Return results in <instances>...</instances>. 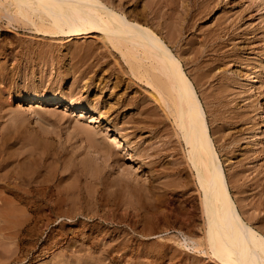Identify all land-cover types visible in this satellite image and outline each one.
Returning a JSON list of instances; mask_svg holds the SVG:
<instances>
[{"label": "bare ground", "instance_id": "6f19581e", "mask_svg": "<svg viewBox=\"0 0 264 264\" xmlns=\"http://www.w3.org/2000/svg\"><path fill=\"white\" fill-rule=\"evenodd\" d=\"M253 1H254L253 6L255 8V11L260 12L258 17L261 20L259 22L260 24H259L258 28L262 29L261 35L264 36V14H261V11L264 10V0H253ZM190 2H191V0H0V27L5 28L7 32H14V31H16L15 30L16 28H18V29L23 28V29L30 31V33L32 35L34 34V35L38 36L39 38H41V37L44 38V41H45V39L52 41L51 43L50 42L48 44L46 43L43 46L38 45L37 46L38 48H35L36 46L34 45L35 47H33L32 42H28V43L26 42V44L21 43V45H20L17 42L12 44L13 40H11L12 42H10V43L13 46L15 44L16 45L18 44V47H20V55L22 54L21 56H24L23 58H25V60H27L28 62L35 61L36 59L33 60L34 58H37V60L38 59L43 60L42 61L43 66L45 68V65H48L49 62H51L50 59L53 58L54 54H57L56 53L57 51L55 52L56 49L59 52H61L60 48L65 45V46H67L66 51L68 53L74 55L73 54V51H75L74 48H77V45H75L76 42L79 43L81 41H85L84 46L88 47V46H90L91 42L87 41V40L92 39L94 37H97V35H99V38L96 40L100 39L101 45H103L106 49H109L110 52L112 51L111 47L116 49V51L118 50L120 52L118 54H120L121 57H123L125 59V62L130 63V64H128L129 65L128 68L131 71L128 72V73H130V75L127 78V83H128L127 88L134 85V84L143 83L144 89L148 94V96L146 95L147 96L146 98L148 99V101L145 98H139L138 100H134L131 102L129 101V99H128V101H125V102L124 101L122 102V100H121V103H123V105H129V106L133 105V106H136L137 109L142 108V110H145V113H146L144 116L140 115L141 117H138L139 115L137 117H134L136 115L132 116L133 115L132 114L131 115L132 119L130 118V120H125L126 118L125 119L123 118L124 120L121 119L122 122H120L121 120L120 121L116 120L115 115H114L115 118H109V116H106V115L104 116V112H102L101 109L96 108V106L91 107L92 105L94 106V104H92L91 106H88L84 102L82 103V102L77 101V99H74V98L71 99V98L66 97L65 95H67V94L63 93L65 90L63 92H60L59 94H56V95L53 92L55 96H47V94L43 93V91L39 92L38 90H36L37 88L35 89V87H33L35 90H33V92L27 96L24 94H21L22 91H21V93H16V94L13 93V95H14L13 100L26 102V104H37L38 103V104H41V105L46 106V107H53V106L62 107L63 111L66 113H72V114L78 113V114H80L81 117L88 116L87 117L89 120L88 124L82 123V122H80V120H76L75 122H72V124L70 125V128L72 129V131L74 133V136L76 138H79L78 141H80L79 143L76 142L75 147L81 148V143H84V141H85L88 149H92V151H93V153L91 155L95 159L101 160V161L107 162V163L110 161L115 163V164L120 162L121 154H123L124 161L135 163L137 166V169H140L141 165L142 166L144 165V163L142 161L139 162L138 159L142 156H145V151H148V150L141 149V150L135 151L137 144H139V143L135 142L134 136H132V134L134 132L136 133V131H138V132L140 131L139 127L141 126L140 125L141 122H145V123L148 122V124L151 123L152 125H153V122H155L154 126H156V123L160 122V121H156V119L159 120L158 117L160 118V120H161V117L167 118V119L172 117L171 119L174 120V123L176 124V127L179 130L180 134H182V136H183L182 139L186 144L187 150H185V151L187 153V156H186V154H185V156L188 157L190 160V164L192 167L191 169L195 170L194 171L195 176H192V177L196 178L195 180L197 181V184H198L197 188L199 189V192H200V198L198 200L199 201L198 206L195 205V203L193 205L190 203L192 206L189 207L188 209H185L186 210L185 214H182L178 211L179 213L177 215H175L176 212H173V213H175L174 219H173V222L175 223L174 229L176 227L177 232L182 235L183 240L178 239V238H174V237H169L168 239L167 238L162 239L160 237V239L167 240L166 242H168V241H170L171 243L173 242V244H177L176 246H178L180 244L183 248L186 247L188 251H191V254H190L191 259L189 258V260H186L185 264H264V234L260 230H258L256 227L249 224L243 218V216H242V214L238 208L237 202L235 201V199L232 196V193H231L230 188H229L227 176L225 173L224 163H223V161H222V159H221V157L217 151L215 140L213 138L215 136V133L217 130L215 128L210 129L209 122H208L207 116H206L207 112H206L204 105H203L201 99L199 98L197 90H196L195 84H198V82H197L198 80L196 81L197 83H194V77H192L193 75L192 76L189 75L191 73L187 72V70L185 69V65L182 63L180 57L169 46L171 40L175 41V39L185 38V43H186V47H187V49L185 48L186 51L188 52V54H192V56H194V61H197L196 62L197 66L201 69H204L203 72L200 74L201 75L200 78L202 77L205 79L206 82L211 83V79L215 78V73H216L215 71L217 70V68L219 70V67L221 68V65H224L227 67L228 64L230 62H232V60H236L235 58H238L237 56L239 54L237 52H234V49L233 50L231 49V51H227L226 48L229 47L228 46L229 43H227V42L233 43L235 45V41H237L239 38L236 40V38L233 35H231V37L229 36L230 41H223L224 36L229 35V34H227L228 29L225 31L226 27L221 23V24H218V26L216 27L217 29L214 31L209 29L210 32L208 33V32H206L207 30L206 31L204 30L205 31L204 33L211 34L213 36L212 38L211 37L208 38L207 37L208 34L207 35L205 34L206 37L205 38L203 37L204 39L199 40V34L202 33V31H203V25L201 24V21L203 18L206 17V15L204 17L205 8L208 7V4L210 2L205 1L203 5H201V2L197 4L198 1H193V3H192L193 5L189 4ZM209 8H210V6H209ZM14 33H16V32H14ZM204 33H202V36ZM190 34H191V36H189ZM28 36L30 37V35H28ZM202 36H201V38H202ZM244 36H246V35H244ZM8 41L9 40H7V42ZM35 42H37V41H35ZM263 43H264V38H263ZM57 44H62V46H60V45L58 46ZM7 45H8V43H7ZM79 45H80V43H79ZM101 45H98V46L103 47ZM208 45L212 47L209 50L207 49V47H209ZM5 47H6L5 45L0 46V56H2L1 59L3 58ZM8 48L9 47H7V49ZM105 48H103V51ZM91 49L93 50V48H91ZM98 51L99 50H97V52ZM67 52L66 53L61 52L62 53L61 55L66 56V55H68ZM89 52H90V50H89ZM15 56H16V54H15ZM78 56L80 57V55H78ZM262 56H264V53ZM7 57H9V55ZM57 57H58V54H57ZM68 57L70 58L69 60L71 61V56H68ZM100 57H101V55H100ZM3 59H7V58L5 57ZM11 59L16 60L15 58H11ZM96 59H97V57H96ZM240 60H241L240 62L242 64H245V66L250 65L249 60L247 58H241L240 57ZM73 61L74 60H72V63H73ZM80 61L78 63H80ZM0 62L2 65L7 63V62H4V64H3L2 60ZM11 63L14 64L13 62H11ZM50 64L48 65L49 71L51 69L50 66L52 67V65H50ZM19 65H20V63H19ZM24 65H26V64H24ZM84 66H86V65H84ZM224 66H222L221 69H224L225 68ZM12 67H13V65H12ZM28 67L31 69H34V67L33 68H32V66L30 67V65H28ZM98 67H99V65H98ZM263 67H264V58L261 57V59L257 62V64L254 67H251V69L247 70L248 72L246 73L247 74L246 79L247 80L252 79L251 74L254 72L259 74L260 68H263ZM5 68L6 67L0 66V83L3 80L2 75L5 76V74L7 73V72H4L6 70ZM59 68H60V64H59ZM81 68H79V74H80ZM91 68H92V66H91ZM3 69H4V71H3ZM14 69H17V68L15 67ZM55 69H57V67ZM64 69H65L64 72H66V74L64 73L65 75H63V76L69 75V72L72 71L71 69H73V67L71 68L69 61H67V65L64 66ZM22 70H23L22 72H24V74H23L24 76L22 75V72L20 73V75H22L25 78L26 77L25 73H28L29 70L27 68L22 69ZM251 70H254V72L253 71L250 72ZM6 71H9V69ZM37 71L38 70L36 69V72ZM75 71H76V69H75ZM134 71H136V72H134ZM18 72H20V71H18ZM36 72H35V74H36ZM39 72H40V70H39ZM39 72H37L38 79L40 78ZM44 72H45V70H44ZM44 72H43V74H44ZM77 72H76V74H77ZM88 72H89V70H88ZM99 73H101V72H99ZM14 74L16 75V73H14ZM49 74L52 75L51 71ZM70 74H71V76L73 75L72 72ZM79 74H78V76H79ZM131 74H134V78L131 76ZM56 75H57V73H56ZM30 76L32 77V75H30ZM41 76H44V75H41ZM76 76L77 75H75L74 78H76ZM55 77H59V76L57 75ZM8 78H9V75H8ZM8 78H7V80H8ZM15 78H17V76ZM61 78L62 77L60 76V79ZM196 78H195V80H196ZM200 78H197V79H200ZM50 79H51V77H50ZM53 79L58 80V78H53ZM63 79H64V77H63ZM4 80H5V77H4ZM43 80L44 79H42V81ZM55 80L53 82H55ZM12 81H15V80L13 79ZM79 81H81V80H79ZM84 81H86V80L84 79ZM201 81H202V79H201ZM28 82L29 81H27V83ZM50 82H51V80H50ZM125 82L126 81H124V84H125ZM215 82H216V80H215ZM46 83H44V86L46 85ZM221 83L220 82L218 83V85H217L218 87L215 85L217 87L216 88L217 90L212 92V94H214L213 96H209L210 98L215 96L214 99L218 104L217 107L218 106L222 107V105H224L223 103H225V104L227 103V102L221 101L222 99H220V96H221L220 93H222L226 87V86L224 87L223 84H221ZM53 84H55V83H53ZM82 84H83V82H82ZM85 84H86V82H85ZM89 84H91V83L89 82ZM213 84H214V82H213ZM56 85H57V83H56ZM58 85H60V84L58 83ZM80 85H81V82H80ZM95 85H96L95 87H97V84H95ZM202 85H205V84L203 83ZM13 86H15V85L13 84ZM75 86H76V84H75ZM215 86H213V88ZM2 87H4V86H2ZM61 87H63V85ZM81 87H82V85H81ZM14 88H13V90H15ZM85 88L88 91L90 86L88 84L84 85L83 90ZM10 89H11V86H10ZM16 89H17V87H16ZM57 89H58V86H57ZM60 91H62V89ZM85 91L86 90H84V92ZM0 92H2V91L0 90ZM58 92H59V90H58ZM67 92H68V90H67ZM110 92H112V91H110ZM210 92H209V94H210ZM73 93H74V90H73ZM224 94H226V93H224ZM237 94H240V92ZM241 94H242V92H241ZM2 95H4V94H2ZM228 95H229V93H228ZM228 95H226V96L228 97ZM229 97H232V95ZM257 97H258L257 103H256L257 105L256 106L252 105L253 109L252 108L251 109L253 111H255L256 115H259V116L264 115V97L263 98H260L259 96H257ZM1 98H0V105H1V103L3 104V102H2L3 100ZM78 98H80V96ZM109 98H110V95L107 97V99H109ZM3 99H4V97H3ZM133 99H134V97H133ZM223 99H224V97H223ZM246 99H248V97ZM143 100H144V102H145V100L147 102L150 101L151 105L153 107L150 105H147V103H144V102L142 103ZM211 100H213V99H211ZM89 103H92V101ZM6 104L7 103L5 102L4 107H6ZM9 104H10V102H9ZM251 104H254V103H251ZM23 106H25V105H23ZM17 107H19V105ZM100 107H102V106H100ZM124 107H126V106H124ZM124 107H120V108H124ZM12 108H13V106H12ZM113 108L114 107L108 108V109L113 110ZM220 108L218 107L219 110H220ZM25 109L29 110V112L31 110L30 113L28 112L29 115H32V113L35 112V110H33L31 106L29 108H25ZM251 109H249V110H251ZM221 110H223V109H221ZM247 110H248V107L245 104V106L243 108H241V110H239L238 115L235 114L236 116L233 115L230 117V120L229 119L228 120L230 121V123H233L234 121H235L234 123H236V122L239 123V121L245 120L246 119L245 117L247 116V113H248ZM0 111H1V107H0ZM25 111L26 110H24V113H25ZM4 112H5V110H4ZM118 112H121V111H117L116 113H118ZM37 113L40 114L39 111H37ZM114 113L115 112H113V114ZM4 114H6V113H4ZM20 114H22V113H20ZM20 114L18 116H20ZM78 114H76V115H78ZM12 115H14V114H12ZM215 115H217V114H215ZM152 116H154L155 119ZM20 117H18V118H20ZM110 117H111V115H110ZM225 118L226 117H222L223 122H224ZM0 119H2V117ZM25 119L26 118H24L22 120V122ZM231 120H234V121L232 122ZM102 121L105 123L104 125L102 124L103 123ZM22 122L14 123L13 124L14 126L12 128L6 127V128H4V130L2 128H0V131H1V129L3 130L0 132V218L4 219V218L8 217L9 213L11 211L13 213L17 212V210H16V212H14V210L8 211L5 207L11 206V205L12 206L13 205H22L21 207H23L22 210H23L24 215H25V217H24L25 223H27V225L25 227L26 233H24V235L27 234L30 237H33L35 232H37L36 225L41 221L49 220L51 217L55 216L58 220H59V218H62V219L68 218V220L71 219V221H72V220H75V218H77V216H79V215L80 216L85 215L86 210H88L90 213H93V215L96 214L95 208H98L101 206V203H100L99 199H97V197L91 196V199L89 200L91 208H89L87 205H85V204L83 205L80 202L82 193H81V190L79 188L76 189L75 191L72 190L73 193L71 191L69 193L67 192L66 197L63 196L62 190L64 189L63 185H64V181L66 180L67 176L62 175L61 173H57L56 172L57 170L55 169L57 166L54 168L56 171H54V169L52 168V171H54L53 173L51 171L46 170V168L48 167V165H47L48 159H50L51 156L49 158L48 152H45V151H49V150L40 149L41 146H40V148L38 147V145L41 141V139H40L41 136L39 137L38 135H36V133H34V132L32 133V131H31V134L28 135L27 134L28 131L23 130L21 128ZM31 122H30V124H31ZM166 122H168V120ZM69 123H71V122H69ZM92 123H100V124L96 128V127L92 126ZM220 123H221V121H220ZM138 124H139V126H138ZM258 124H259L258 122L253 124L252 136L258 135V131H257L258 127H259ZM171 125H173V127L175 128L173 122ZM106 126H108V127L105 128ZM164 127H166V126H164ZM219 128H221V127H219ZM153 129H155V127ZM158 129H156V130H158ZM222 129H223V127H222ZM156 130H154V132ZM160 131H159V133H162ZM246 131H244V132H246ZM217 132H221V129L220 130L218 129ZM225 132H226V130H225ZM103 133L106 135L107 139L102 138L101 135H103ZM219 134L220 133H218L217 135H219ZM249 135H251V134H249ZM227 136H229V135H227ZM244 136H245V134H244ZM27 137H28V139H27ZM155 137H158V136H155ZM232 138H234V136ZM240 138H242V136ZM236 139H238V137H236ZM26 140H29V142L31 144H33V146H34V147H32V149L29 152H19L18 150H15L14 147L18 143L22 144L23 148H24V145H26V147H27L28 143L26 142ZM226 140H228V139H226ZM238 141H240V140H238ZM216 143H217V139H216ZM257 143L258 142H255L254 145H256ZM20 144H19V147H22V145L20 146ZM44 144H46V143H44ZM51 144H53V143H51ZM140 145L141 144H139V146ZM227 145H229V144H227ZM53 146H54V144H53ZM173 146H174V144H173ZM171 148H173V147H171ZM19 150H20V148H19ZM24 153H26V154H24ZM49 153H51V152H49ZM146 154H148V153H146ZM150 154H149V156H150ZM82 156H83V154H82ZM63 157H66V155H64ZM61 159L62 158L60 157L59 153L58 154L53 153L52 160L59 161ZM70 159H71V156H70ZM82 159H83V157H82ZM149 161H151V160H149ZM186 161L188 162V160H186ZM68 162H69V160H68ZM145 162L147 163L146 159H145ZM176 162H178V159L176 160ZM140 163H141V165H140ZM147 164H145V165H147ZM81 165L84 168H87L88 162L86 160L82 161ZM100 165H101V163H100ZM49 166H51V165H49ZM122 167H120V168H122ZM147 167L148 166H146V168ZM177 168H178V164H177ZM148 170H150V169H148ZM172 170H175V169H172ZM133 171H134V169H133ZM135 171H134V173H135ZM151 171H152V169H151ZM154 171H156V170H154ZM130 175H132V174H130ZM170 176H168V177H170ZM159 177H160V175H159ZM129 178L131 179V176ZM70 179H71V177H70ZM181 179L183 181V178H181ZM76 181H79V180L77 179ZM89 181H90V179H89ZM109 181H110V179H109ZM106 182H107V180H106ZM185 183H187V182H185ZM102 184L104 185L103 182H102ZM191 184H193V182ZM65 185H66V183H65ZM77 186H75V187H77ZM62 187H63V189H61ZM105 188L107 189V187H105ZM105 188H103V189H105ZM145 188H146V186H145ZM152 188H153V186H152ZM157 189H155V190H157ZM113 190H114V188H113ZM147 191H149V190L147 189ZM152 191L154 192V190H152ZM190 192H187V193H189L188 195H190ZM95 193L96 192H94V194ZM159 193H160V191H159ZM7 195H12L13 198H9L10 196L8 197ZM112 195H113V193H112ZM183 195H185V194H183ZM77 199L79 200V202L77 201ZM184 199H186V198H184ZM169 200L170 199H168V201ZM181 200H183V199H181ZM175 201L176 200L174 199V201H171V202L174 203ZM82 202H85V200ZM102 202H103V199H102ZM182 202H184V201H182ZM182 202H181V206H182ZM104 203H105V201H104ZM164 203L165 202H163L162 204H164ZM166 203H168V202H166ZM155 205H156V207H158V203L157 204L155 203L154 206ZM166 205H170V204H166ZM184 205H186V204H184ZM111 206H112V204H111ZM103 207L104 206H102V208ZM163 207H164V205H163ZM185 207L187 208V206H185ZM185 207H183V208H185ZM113 208H114V206H113ZM159 208H160V206H159ZM5 209L7 210V212H4ZM105 209H106V207H105ZM107 209H108V207H107ZM161 209H164V208H161ZM166 209H168V208H166ZM166 209H165V211H166ZM197 209L199 211V217L198 216L196 217ZM117 210H118V208H117ZM100 211H102V209ZM169 211L168 212L172 214V212H171L172 210L170 209ZM180 211H182V210H180ZM18 212H20V211H18ZM105 212L106 211H104V213ZM139 212H142V211H139ZM114 213H116V212H114ZM132 213H129V214L132 215ZM162 213H163V210H162ZM162 213L160 211V214H162ZM169 213H168V215H169ZM127 214H126V216H127ZM160 214L158 213V215H160ZM165 214H167V213L165 212ZM13 215H15V214H13ZM118 215H119V213H118ZM131 215H129V218ZM134 215H136V213ZM134 215H132V217ZM139 215H140V213H139ZM152 215L154 216L153 219L156 218L155 217L156 214L154 215V212L152 213ZM168 215H165V216H168ZM98 216L100 217V219L102 217L104 218L103 211H102V214L100 213V215H98ZM123 216L121 215L122 218H123ZM150 216H151V214H150ZM121 217H119V218H121ZM136 218L138 220V217H136ZM143 218H144V216H143ZM167 218L165 219L166 220L165 222H167ZM151 219H152V217H151ZM115 220H116V218H115ZM140 221H143V220H140ZM151 221H150V224H151ZM170 221H171V219H170ZM170 221H169V223H170ZM111 222H113V221H111ZM119 222H122V221H119ZM46 223H48V222L46 221ZM87 224L89 227H93L94 223L88 222ZM127 225H130V224H127ZM4 226L6 227L5 224H4ZM21 226H23V225H20V228H21ZM39 226L42 228L43 227L46 228V225L41 226V223L39 224ZM39 226H37V227H39ZM131 226H132V224H131ZM131 226H128V227H131ZM169 226H170V224H169ZM132 227H134V226H132ZM2 228H3V226H2ZM108 229H109V227H108ZM130 229H132V228H130ZM163 229H165V228H163ZM163 229H161V230H163ZM39 230L40 229H38V232H39ZM144 230H145V228H144ZM67 231H66V233H67ZM103 231H106V230L103 229ZM119 231H121V230H119ZM139 231H141V230H139ZM151 231H152V229H151ZM48 232L49 231H47V233ZM60 232H62V231H60ZM63 232H65V231H63ZM135 232L131 235L132 237L130 236L131 238L126 237V236L121 238L120 240H119V238H115V242H116L115 244L110 245L108 248L100 247L102 249H98L96 251L94 250L95 252L94 251L91 253L88 252L86 254V256H84L82 259H76V257L74 256L75 254L71 251L72 248L69 247V242H68L69 239H68V236L66 235V233L54 234L53 232H49L48 234H46V237L43 240L36 242L37 244L35 246L38 248L42 247L41 249H47L48 251H51L52 249L55 250L54 248H58L59 245H61L62 243L66 244V246L64 245L63 248L61 247L62 249H60V250H63V251L59 252V254L54 251L58 255H56L53 252L56 256L55 255L53 256V258H52L53 263L51 262L52 264H111L114 262V260L116 258L126 257V255L132 250L133 241L135 240V235H137V233H138V232L137 233H135ZM159 232L161 233V231H159ZM3 233H5V232H3ZM16 233H19V232H16ZM40 233H42L41 230H40ZM70 233H72V232H70ZM105 233H107V231ZM119 233H121V232H119ZM165 233H167V232H165ZM199 233L202 237L196 238V237H198L197 234H199ZM152 234H153V231H152ZM13 235H15V231H14ZM84 235H85V233H84ZM109 235H111V234L108 233V236ZM142 235H143V233H142ZM147 235H149V234H147ZM150 235H151V233H150ZM1 236H0V239H1ZM29 236H27V237H29ZM128 236H129V234H128ZM16 237H17V235H16ZM114 237H116V235ZM5 238H7V237H5ZM106 238H107V235H106ZM163 238H165V237H163ZM84 239H86V241H87L88 239H90V237L87 236ZM96 239H97V237H96ZM21 240H22V238H21ZM158 242H161V241H158ZM70 243H72V241H70ZM171 243H169L170 245H168V243L160 244V249L162 251L161 254H163V252H165L162 248H164L166 246V251L169 249V251H171V255H172V250H170L172 248ZM26 244H27V242H26ZM103 245L101 244L100 246H103ZM75 248H77V247H75ZM77 249H79V248H77ZM28 250H29V248H28ZM137 252H138V250H137ZM149 254H150V251H149ZM135 255H137V254H135ZM164 255H165V253H164ZM24 256H26V255H24ZM178 256H176V257H178ZM166 257H167V255H166ZM169 258H171V257H169ZM160 259H162V258H160ZM164 259H165V257H164ZM172 259H173V257H172ZM206 259H208V262L204 263ZM158 261H160V260H158ZM153 262H154V260H153ZM171 262H173V261H171ZM179 262L181 263V261H179ZM158 263H160V262H158ZM160 264H162V262Z\"/></svg>", "mask_w": 264, "mask_h": 264}, {"label": "rangeland", "instance_id": "374dc122", "mask_svg": "<svg viewBox=\"0 0 264 264\" xmlns=\"http://www.w3.org/2000/svg\"><path fill=\"white\" fill-rule=\"evenodd\" d=\"M193 1H198L197 4L201 2V5H203L205 1H207V2L209 1L210 2L208 4V7L205 8L204 17H205V15H206V17L203 18L202 21H201V24L203 25L202 33H204L206 30H207L206 32H208V33L210 32V30L214 31V30L217 29L216 27L218 26V24L222 23L226 27L225 31L228 29L227 30V34H229V35L224 36L223 41H230L229 38L231 37V35H233L236 38V40L239 38L237 41H235V45L233 43L227 42V43H229V45H228L229 47L226 48L227 51H231V49L232 50L234 49V52H237L239 54L237 56L238 58H235L236 60H232V62H230L228 64V66H227L228 68L226 66H224V65H221V68H222V66H224L225 70L221 69L220 67H219V70L217 68V70L215 71L216 73H215V78H214L216 80V82L212 78L213 80L211 79V83H212L211 84L209 82H206L204 78H202V77L200 78V76H201L200 74L203 72L204 69L199 68L197 66V64H196L197 61H194V56H192V54H188V52L186 51L187 47H186V43H185V38L175 39V41L174 40H171V41L169 40L170 41V45L169 46L180 57L182 63L185 65V69L187 70V72L191 73L189 75L190 76L193 75L192 77H194V83L198 82V84H195L196 90H197L198 96L201 99V101H202V103L204 105V108H205V110L207 112L206 116H207V120L209 122L210 129H214L215 128L217 131H218V129L219 130L221 129V132H217L216 131L217 134L218 133H220V134L217 135L215 133V136L213 138L215 140L217 151H218V153H219V155H220V157H221V159H222V161L224 163L225 173H226V176H227V180H228L230 191L232 193L233 198L237 202L238 208H239L243 218L249 224H251L252 226L256 227L258 230H260L264 234V115H260V116L256 115L255 111L252 110L253 106L257 105L256 104L257 103V99H258L257 96L260 97L262 95L260 98L264 97V67L260 68L259 74L254 72V70H251L250 72H252V71L254 72V73L251 74L252 79H250V80L246 79L247 78L246 77L247 76L246 73L248 72L247 70L251 69V67H254L257 64V62L261 59V57L264 58V56H262L263 53H264V43H263L264 36L261 35L262 34V29L258 28L259 24H260L259 22L261 20L258 17L260 12H256L255 11V8L253 6V2H254L253 0H204V1L203 0H201V1L200 0H191V2L189 4H192ZM209 6H210V8H209ZM261 14H264V10L261 11ZM19 29L16 28L15 29L16 31H14L16 33H14V32H7L5 28L0 27V43H1L0 46H2V45L6 46L3 58H5V57L7 58V59H3V58L1 59L2 56H0V61L2 60L3 64H4V62H7V63L4 64L5 66L2 65L1 62H0V64H1L0 66L1 67H6L5 68L6 70L9 69V71H6V70L4 71V69H3V71L7 72V73L5 74V76L2 75L3 76V80L0 83V85H1L0 88L2 86H4V87H2L0 89L2 91V92H0V98L2 97L1 99L3 100L2 101L3 104L1 103V105H0V107H1L0 118L2 117V119H0V123L3 121L0 124L1 125L0 128H2L3 130L6 127L12 128L14 126L13 125L14 123L22 122V120L24 118H26L22 122L21 128L23 130H27L28 131L27 132L28 135L31 134V131H32V133L33 132L36 133V135H38L39 137L41 136L40 137L41 141H40L38 147L40 148V146H41L40 149L49 150V151H45V152H48L49 158L51 156V158L48 159V162H47L48 163L47 165H48L49 168L47 167L46 170L51 171L52 173L57 170L56 171L57 173H61L62 175L68 177V178L66 177V180L64 181V185H63L64 189H63V187L61 188V189H63L62 190L63 191L62 192L63 196L66 197L67 192L69 193L71 191L73 193V191H75L76 189L79 188L81 190V193H82L80 202L83 205L85 204L89 208H91L89 200L91 199V196H95V197H97V199H99V201L101 203V206L98 207V208H95L96 209V214L93 215V213H90L88 210H86L85 211L86 212L85 215H81V216L79 215V216H77V218H75V220H72V221H71V219L68 220V218H63V219L59 218V220H58L55 216L51 217L50 218L51 220L49 219V220L41 221V222H39L36 225L37 232H35L33 237H30L27 234H25L26 236L24 235V233H26L25 227H26L27 223H25V218H24L25 215H24V212L22 210L23 207H21L22 205H13V206L11 205V206L5 207L8 211L9 210H14V212H16V210H17V212H16L17 214L13 213L11 211L10 212L11 214L9 213L8 217H6L4 219L0 218V227H1L0 228V234L2 233L1 234L2 236L0 235L1 236V239H0L1 240L0 241V264H52L53 263L52 262L53 256L56 253L59 254V252H62L63 250H60V249H62L64 247V245L66 246V244L62 243L61 245H59V247H58L59 249L58 248H54L55 250L52 249L51 251H48L47 249H41L42 247H39V248L36 247L35 246L37 244L36 242H39L40 240H43L46 237V234H48L49 232H53L54 234H59V233L64 234V233H66L67 230L68 231H67L66 235L68 236V239H69L68 240L69 247L72 248V250L70 248L69 249L75 254L74 256L76 257V259H82L84 256H86V254L88 252L91 253L94 250L96 251L98 249L108 248L110 245L116 243L115 242V238H119V240H120L121 238H123L125 236L126 237H130L136 231L135 233H137V232L138 233H137V235H135V240L133 241L132 250L130 251L131 253L129 252L128 253L129 255L127 254L126 257L116 258L114 260V262L111 263V264H129V263L130 264L131 263L132 264H157L158 262H160V263L162 262V264H171V263L172 264H174V263L175 264H185L186 260H189V258L191 259V255H190L191 251H188L186 247L183 248L180 244L178 246H176L177 244H173V242L171 243L170 241L166 242L167 240H162V239H166V238L168 239L169 237L182 239V235L177 232L176 227L174 229L175 223L173 222V219H174V214L175 213H173V212H176L175 215H177L179 212L182 213V214H185L186 213L185 209H188L194 203H195V205L198 206V202H199L198 200L200 198V192H199V189L197 188L198 184H197V181L195 180L196 178L192 177V176H195L194 175L195 174L194 173L195 170L191 169L192 167H191V164H190V160H189L188 157H186L187 156V153L185 151V150H187L186 144L183 141V139H182L183 136H182V134H180L179 130L177 129L176 124L174 123V120L171 119L172 117L169 118V119L161 117V120L158 117L159 120L156 119V121H160V122L156 123V126H154L155 122H153V125L151 123L148 124V122H146V123L145 122H141V124L139 123L141 125L139 127L141 132L139 131L140 132L139 133L138 131H136V133L134 132L132 134V136H134L135 142H138L139 144H141L140 146H139V144H137V147H136L135 151H138V150H141V149H146V150L149 151V152L145 151V156L146 157L142 156L143 158L140 157L138 159L139 162L142 161L144 163V165L148 163L145 166L143 165L144 167L140 163L141 167H140V169H137V166H136L135 163L124 161L123 154H121V160H120L121 163L118 162L116 164L111 162V161L107 163V162H103L101 160L95 159L91 155L93 153L92 149H88L85 141H84V143H81V148H76L75 147L76 142L79 143L80 141H78L79 138H76L74 136V133H73L72 129L70 128V125L72 124V122H75L76 120H80V122L88 124V122H89V120L87 118L88 116L81 117L80 114H78V113H73V114L72 113H66V112L63 111L62 107H55V106L46 107V106H43V105L38 104V103L37 104H26V102L15 101V100H13L14 99L13 93L14 94L21 93V91H22L21 94H24V95L27 96V95H30L33 92V90H35L37 88L36 90H38L39 92L43 91V93L47 94V96H55L56 94H59L60 92H63L65 90L63 93L67 94V95L64 94L66 97L71 98V99H73V98L77 99V101L82 102V103L84 102L88 106H91L92 104H94V106L92 105L91 107H95L96 106V108L101 109V111L104 112V116L105 115L109 116V118H115L116 117L115 119L120 121L121 119L124 120L125 118H126L125 120H130V118L132 116H134V115H136L134 117H137L138 115H139L138 117H141L140 115L144 116L146 114L145 110H142V108L141 109H137L136 106L123 105V103H121V100H122V102L123 101L125 102V101H128V99H129V101L131 102V101H134V100H138L139 98L147 99L146 97L148 96V94H147V92L144 89L143 83L134 84V85H132V86L127 88V84H128L127 83V78L130 75V73H128V72L131 71L128 68L129 67L128 64H130V63L125 62V59L123 57H121L120 54H118V53H120L118 50L116 51V49L111 47L112 51L110 52L109 49H106L103 45H101L100 44L101 43L100 39L96 40V39L99 38V35H97V37H94L92 39L87 40V41L91 42V44H90L91 47L88 46L89 48L84 46L85 45V41H81L82 43L79 42L80 45H79V43L76 42L77 44L75 43V45H77V48H74V50H75V51H73L74 55H72V54H70V53H68L66 51L67 50V48H66L67 46H65V45L63 46L64 48L63 47L60 48V51L63 52V53L67 52L68 55H66V56H62L61 55L62 53L59 52L56 49L55 52L57 51L56 53L58 54V57L60 59L57 57V54H54L53 58L50 59L51 62H49V64L51 63L50 65H52V67L50 66V68H51L50 71H51L52 75H50L49 74L50 73L49 66H48L49 64L45 65V68H46L45 69L44 66H43V62H42L43 60H39V59L37 60V58H34L33 60L36 59L35 61H31L30 60L32 63L28 62L27 60H25V58H23L24 56H21L22 54L20 55V47H18V44L21 45V43L26 44V42L27 43L28 42H32L33 47L36 46L35 48H38L37 47L38 45L39 46L40 45L43 46L46 43L47 44L49 42L51 43L52 41H49L48 39H45V41H44V38L41 37L43 39L42 40L41 38H39L38 36H36L34 34H33L34 35L33 36L30 33V31H28L26 29H23V28H19ZM202 33L199 34V40L204 39L206 37V35L208 34V33L207 34L204 33L203 36H202ZM28 35H30V37ZM200 35L202 36V38H201ZM244 35H246L247 37L244 36ZM189 36H191V34ZM207 37L208 38H210V37L212 38L213 36L211 34H208ZM7 40H9V41L7 42ZM11 40H13V42ZM35 41H37V42H35ZM10 42H12V44L17 42L18 44L17 45L15 44L13 46ZM7 43H8V45H7ZM57 45L58 46L59 45L62 46V44H57ZM98 45H101L103 47H100ZM7 47H9L10 49L9 48L7 49ZM91 48H93V50ZM103 48H105L104 51H103ZM211 48H212L211 46L207 47L208 50L211 49ZM89 50H90V52H89ZM97 50H99V51L97 52ZM15 54H16V56H15ZM8 55H9V57H7ZM78 55H80V57ZM100 55H101V57H100ZM68 56H71V61L69 60L70 58ZM96 57H97V59H96ZM240 57L241 58H247L249 60V63H250L251 66L250 65L249 66H245V64H242L240 62L241 61ZM11 58H15L16 60L11 59ZM72 60H74L73 63H72ZM38 61L39 62L41 61V62L39 63ZM67 61H69L70 65H71V68L73 67V69H71L72 70L71 72L73 74L72 76L70 74L71 72H69V75L63 76V75L66 74V72H64L65 71L64 66L67 65ZM79 61H80V63H78ZM11 62H13L14 64H12ZM18 62L20 63V65H19ZM24 64H26V65H24ZM59 64H60V68H59ZM12 65H13V67H12ZM28 65H30V67L32 66V68L34 67V69L29 68ZM84 65H86V66H84ZM98 65H99V67H98ZM91 66H92V68H91ZM15 67L17 69H14ZM25 67L30 72V73L29 72L25 73L26 74L25 76L27 78L23 77L24 76L23 75L24 72H22L23 71L22 69H26ZM56 67H57V69H55ZM79 68H81L80 69V74H79ZM36 69L38 70L37 72H39V70L41 72V73L39 72V77H40L39 79H38V74L36 72ZM75 69H76V71H75ZM87 69L89 70V72H88ZM44 70H45V72H44ZM18 71H20V72H18ZM21 72H22L23 76L20 75ZM35 72H36L37 75L35 74ZM43 72H44V74H43ZM76 72H77V74H76ZM99 72H101V73H99ZM134 72H136V71H134ZM14 73H16V75ZM56 73H57V75L59 77H55V76H57ZM78 74H79V76H78ZM8 75H9L10 79L8 78ZM30 75H32L33 78ZM41 75H44V76H41ZM75 75H77L78 77L76 76V78H74ZM16 76H17V78H15ZM60 76L62 77L61 79H60ZM131 76L134 78V74H131ZM195 76L197 78H200V79H197ZM4 77H5V80H4ZM50 77H51V79H50ZM63 77H64V79H63ZM7 78H8V80L10 82L7 80ZM41 78L44 79V80L42 81ZM53 78H58V80L57 79L55 80ZM195 78H196V80H195ZM13 79L15 81H12ZM84 79L86 81H84ZM201 79H202L203 82L201 81ZM50 80H51V82H50ZM54 80H55V82H53ZM79 80H81V81H79ZM27 81H29V82L27 83ZM124 81H126L125 84H124ZM212 81L214 82V84H213ZM80 82H81L82 87L80 85ZM82 82H83V84H82ZM85 82H86V84H85ZM89 82L91 84H89ZM219 82L220 83L222 82L221 84H223L224 87L225 86L227 87V88L225 87V90L222 92L223 94L220 93V95L222 96V97L220 96V99H222L221 101L227 102L226 104L223 103L224 105H222V107L218 106L219 108L221 107L220 110L218 109V107H217L218 104H217V102L214 99L215 96L211 97V98L209 97V96H213L214 95V94H212V92L217 90L216 88L218 87L217 85H218ZM12 83L15 86H13ZM44 83H46L45 86H44ZM53 83H55V84H53ZM56 83H57V85H56ZM58 83L60 85H58ZM74 83L76 84V86H75ZM203 83L205 85H202ZM39 84L41 86L43 85L44 87L43 86L41 87ZM87 84L90 86V88H89L88 91L85 88L84 90H86V91L84 92L83 87H84V85H87ZM95 84H97V87H95L96 86ZM62 85H63V87H61ZM10 86H11V89H10ZM57 86H58V89H57ZM213 86H215V87L213 88ZM16 87H17V89H16ZM33 87H35V89ZM13 88L15 90H13ZM61 89H62V91H60ZM66 89L68 90V92H67ZM58 90H59V92H58ZM73 90H74V93H73ZM110 91H112V92H110ZM53 92L55 93V95H54ZM209 92H210V94H209ZM239 92H240V94L242 92V94L241 95L237 94ZM224 93H226V94H224ZM228 93H229V95H228ZM2 94H4L5 96L2 95ZM109 95H110V98L107 99V97ZM226 95H228V97L232 95V97L228 98ZM79 96H80V98H78ZM3 97H4L5 100L3 99ZM133 97H134V99H133ZM223 97H224V99H223ZM247 97H248V99H246ZM211 99H213V100H211ZM8 101L10 102L11 105L9 104ZM91 101H92V103H89ZM147 101H148V99H147ZM147 101L145 100V102H144V100H143L142 103L144 102V103H147V105L152 106L151 102L150 101L147 102ZM5 102L7 103L6 107H4L5 106ZM251 103H254V104H251ZM245 104L248 107L247 116L249 115L248 116L249 118L246 116L245 118L246 119L248 118V119L247 120L245 119L243 121H239V123L241 122L240 124L238 122L234 123L235 122L234 120H231L232 122L233 121L234 122L230 123V121H229L230 117L233 116V115L236 116L235 114L238 115L239 110H241V108H243L245 106ZM18 105H19V107H17ZM23 105H25V106H23ZM12 106H13V108H12ZM30 106L32 107L33 110H35V112L32 113V115H29L31 110L29 112V110L25 109V108H29ZM100 106H102V107H100ZM111 106L114 107L113 110L112 109L111 110L108 109V108H112ZM124 106H126V107H124ZM120 107H124V108H120ZM3 109L5 110V112H4ZM221 109H223L224 111L221 110ZM249 109H251V110H249ZM24 110H26L25 113H24ZM37 111H39L40 114H38ZM117 111H121L122 113L121 112L116 113ZM113 112H115V113L113 114ZM4 113H6V114H4ZM20 113H22V114H20ZM12 114H14V115H12ZM19 114H20L21 117L18 116ZM76 114H78L80 117L78 115H76ZM109 114L111 115V117H110ZM215 114H217V115H215ZM114 115H115V117H114ZM18 117H20V118H18ZM152 117L155 119L154 116H152ZM222 117H226L224 122L222 121ZM122 120L120 122H122ZM167 120H168V122H166ZM29 121L30 122L32 121L31 124H30ZM220 121H221V123H220ZM69 122H71V123H69ZM172 122H173L175 128L173 127V125H171ZM257 122L259 123L258 124L259 127H258V130H257L258 131V135L257 136H252L253 124H255ZM99 124L100 123H92V126L97 128V126ZM102 124L104 125L105 123L103 122ZM139 124H138V126H139ZM164 126H166V127H164ZM107 127L108 126H106L105 128H107ZM152 127L153 128L155 127V129H153ZM219 127H221V128H219ZM222 127H223V129H222ZM2 129H1V131H3ZM156 129H158V130H156ZM154 130H156L157 132L156 131L154 132ZM225 130H226V132H225ZM159 131L162 132V133H159ZM244 131H246V132H244ZM244 134H245V136H244ZM249 134H251V135H249ZM227 135H229V136H227ZM232 135L234 136V138H232L233 137ZM101 136H102L103 139H107V137H106V135L104 133ZM155 136H158V137H155ZM241 136H242V138H240ZM28 137H27V139H28ZM236 137H238V139H236ZM215 138L217 139V143H216V139ZM226 139H228V140H226ZM238 140H240V141H238ZM26 142L29 144V145L27 144V147H26V145H24V148H23V145L18 143V144H16L17 146L15 145V147H14L15 150H18L19 152H29L32 149V147H34V146H33V144H31L29 142V140H26ZM255 142H258L256 144L257 146L254 145ZM44 143H46V144H44ZM51 143H53L54 146ZM19 144H20V146L22 145V147H19ZM173 144H174V146H173ZM227 144H229V145H227ZM171 147H173V148H171ZM19 148H20V150H19ZM49 152H51V153H49ZM53 153L54 154H58L59 153V155H60V157L62 159L59 160V161L52 160ZM146 153H148V154H146ZM24 154H26V153H24ZM63 154L66 155V157H63L64 156ZM82 154H83V156H82ZM149 154H150V156H149ZM185 154H186V156H185ZM70 156H71V159H70ZM82 157H83V159H82ZM144 158L146 159L147 163L145 162ZM177 159H178V162H176ZM68 160H69V162H68ZM85 160L88 162V167L87 168H84L81 165V162L85 161ZM149 160H151V161H149ZM186 160H188V162ZM100 163H101V165H100ZM177 164H178V168H177ZM49 165H51V166H49ZM146 166H148V167L146 168ZM120 167H122V168H120ZM52 168L53 169L55 168L56 170L54 169V171H52ZM127 169L128 170L130 169L129 170L130 172ZM133 169H134V171L136 170L135 173H134ZM148 169H150V170H148ZM151 169H152V171H151ZM172 169H175V170H172ZM154 170H156L158 173L156 171H154ZM130 174H132V175H130ZM159 175H160V177H159ZM130 176H131V179L129 178ZM168 176H170V177H168ZM70 177H71V179H70ZM181 178H183V181H182ZM77 179L79 181H76ZM89 179H90V181H89ZM109 179H110V181H109ZM106 180H107V182H106ZM102 182L104 183L105 186L102 184ZM185 182H187V183H185ZM192 182H193V184H191ZM65 183H66V185H65ZM75 186H77V187H75ZM145 186H146V188H145ZM152 186H153V188H152ZM105 187H107V189ZM103 188H105V189H103ZM113 188H114V190H113ZM147 189L149 191H147ZM155 189H157L158 191L155 190ZM152 190H154V192ZM159 191H160V193H159ZM94 192H96V193L94 194ZM187 192H190V195H188L189 193H187ZM112 193H113V195H112ZM183 194H185V195L187 194V195L185 196ZM7 196L8 197L10 196L9 198H13L12 195H7ZM184 198H186V199H184ZM102 199H103V202H102ZM168 199H170V200L168 201ZM174 199L177 202L176 201L174 203L171 202V201H174ZM181 199H183V200H181ZM84 200H85V202H82ZM159 200L161 202L163 201L165 203L162 204L163 202L161 203ZM77 201L79 202L78 199H77ZM104 201H105V203H104ZM182 201H184V202H182ZM166 202H168V203H166ZM181 202H182V206H181ZM155 203L156 204L158 203V207H156V205L154 206ZM183 203L186 204V205H184ZM111 204H112V206H111ZM166 204H170V205H166ZM163 205H164V207H163ZM102 206H104V207L102 208ZM113 206H114V208H113ZM159 206H160V208H159ZM185 206H187V208ZM105 207H106V209H105ZM107 207H108V209H107ZM116 207L118 208V210H117ZM183 207H185V208H183ZM161 208H164V209H161ZM166 208H168V209H166ZM169 208L172 210L171 211L172 214L169 213L170 212ZM6 209L4 210V212H7ZM101 209L103 211L104 218L102 217L100 219V217L98 215H100V213L102 214V211H100ZM165 209H166V211H165ZM162 210H163V213H162ZM180 210H182V211H180ZM18 211H20V212H18ZM104 211H106V212L104 213ZM139 211H142V212H139ZM160 211H161L162 214H160ZM114 212H116V213H114ZM153 212H154V215L156 214L155 215L156 218H154V219H153L154 216L152 215ZM165 212L167 214H165ZM196 212H197L196 213V217L197 216L199 217L198 209H197ZM118 213H119L120 216L118 215ZM129 213H132V215H134L136 213V215H134L135 217L134 216L132 217V215L129 214ZM139 213H140L141 216L139 215ZM158 213L160 215H158ZM168 213H169V215H168ZM13 214H15L16 216L13 215ZM126 214H127V216H126ZM150 214H151V216H150ZM121 215L122 216L124 215L125 217L123 216V218H122ZM129 215H131L130 218H129ZM165 215H168V216H165ZM143 216H144V218H143ZM119 217H121V218H119ZM136 217H138V220H137ZM151 217H152V219H151ZM115 218H116V220H115ZM166 218H167V222L168 223H169V221L171 219V221L169 223L170 226H169V224L167 222H165ZM110 220L113 221V222H111ZM140 220H143V221H140ZM46 221L48 223H46ZM119 221H122V222H119ZM150 221H151V224H150ZM88 222L89 223H94L93 227H89L88 224H87ZM40 223H41V226H45L46 225V228L43 227L44 228L43 229L42 227H40L39 226ZM4 224L6 225V227L4 226ZM127 224H130V225H127ZM131 224L134 227H132ZM1 225L3 226V228H2ZM20 225H23V226H21V228H20ZM37 226H39L40 228L37 227ZM128 226H131V227H128ZM108 227H109V229H108ZM130 228H132V229H130ZM144 228H145V230H144ZM163 228H165L167 231L165 229H163ZM38 229H40L42 233H40V230L38 232ZM103 229L106 230L107 233H105L106 231H103ZM138 229L141 230V231H139ZM151 229L153 231V234H152ZM161 229H163V230H161ZM119 230H121V231H119ZM14 231H15V235H13ZM47 231H49V232L47 233ZM60 231H62V232H60ZM63 231H65V232H63ZM159 231H161V233ZM3 232H5V233H3ZM16 232H19V233H16ZM70 232H72V233H70ZM119 232H121V233H119ZM165 232H167V233H165ZM84 233H85V235H84ZM108 233H110L112 236L111 235L108 236ZM142 233H143V235H142ZM150 233H151V235H150ZM128 234H129V236H128ZM147 234H149V235H147ZM16 235H17V237H16ZM106 235H107V238H106ZM115 235H116V237H114ZM4 236L7 237V238H5ZM27 236H29V237H27ZM87 236H89L90 239H88L86 241V239H84V238H86ZM197 236L198 237H196V238H199V237L201 238L202 237L200 235V233L197 234ZM96 237H97V239H96ZM160 237L162 239H160ZM163 237H165V238H163ZM21 238H22V240H21ZM73 240L74 241L76 240V241L74 242ZM70 241H72V243H70ZM158 241H161V242H158ZM26 242H27V244H26ZM163 243H168V245H170L169 243H171L172 248L170 250H172V255H171V251H169V249L166 251V246L164 247L165 249L162 248L165 252H163V254H161L162 251L160 249V244H163ZM101 244L102 245L104 244V245L100 246ZM75 247H77L79 249H77ZM100 247H102V248H100ZM28 248H29V250H28ZM137 250H138V252H137ZM149 251H150V254H149ZM164 253H165V255H164ZM58 254H56V255H58ZM135 254H137V255H135ZM24 255H26V256H24ZM166 255H167V257H166ZM176 256H178V257H176ZM164 257H165V259H164ZM169 257H171V258H169ZM172 257H173V259H172ZM160 258H162V259H160ZM157 259L160 260V261H158ZM153 260H154V262H153ZM171 261H173V262H171ZM179 261H181V263ZM206 262H208V259H206L204 263H206ZM160 263H158V264H160Z\"/></svg>", "mask_w": 264, "mask_h": 264}]
</instances>
